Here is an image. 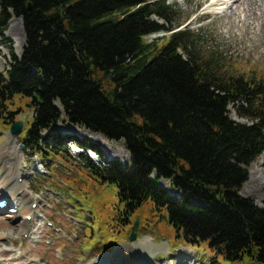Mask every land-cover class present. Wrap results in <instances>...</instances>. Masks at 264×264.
<instances>
[{
    "label": "trees",
    "instance_id": "trees-1",
    "mask_svg": "<svg viewBox=\"0 0 264 264\" xmlns=\"http://www.w3.org/2000/svg\"><path fill=\"white\" fill-rule=\"evenodd\" d=\"M11 13L22 18L26 43L0 72L1 125L10 131L20 120L13 101L23 98L33 117L22 142L34 154L54 155L72 140L104 157L94 143L50 134L59 122L123 140L127 165L88 156L83 164L116 186L126 215L151 201L187 240L264 264V204L241 194L264 154L262 75L203 57L202 37L168 26L169 0H0V34ZM159 31L168 36L147 41Z\"/></svg>",
    "mask_w": 264,
    "mask_h": 264
},
{
    "label": "rangeland",
    "instance_id": "rangeland-1",
    "mask_svg": "<svg viewBox=\"0 0 264 264\" xmlns=\"http://www.w3.org/2000/svg\"><path fill=\"white\" fill-rule=\"evenodd\" d=\"M186 1L169 0L175 14L168 26L188 30L196 37H202L203 40L200 39L198 42L197 50L206 59L212 56L217 57L223 63L222 70L246 76L257 74L264 77V37L261 40L262 35L264 36L263 32L258 27L249 29L247 32L244 31L242 24L239 25L242 28L234 26L238 19L234 14L244 19L245 5L237 8L233 4L234 0H230L227 3L209 6L213 0H195L190 7ZM201 2L202 5H199ZM262 8L264 9V4ZM224 14L227 16L225 17ZM10 15L6 29L0 34V72L9 68L13 61L12 52L20 56L26 43L22 18L13 13ZM198 15L202 17L195 21L194 18ZM247 18L249 23L257 26V22H253L250 16ZM18 21H21L24 33L22 44H20L21 34L13 32V27L19 24ZM250 30L259 34H253ZM252 35L256 36L257 40ZM158 36L161 40L168 34L156 33L147 37V41L151 42ZM13 102L22 105L20 109L23 112L18 119L26 121L32 119V111L25 108L23 98L15 99ZM235 112L231 108L232 118L246 122ZM0 126V154L2 153L5 159L9 158L8 153L14 149L18 157L22 155L19 162L21 169L18 174L21 176L19 180H24L26 186L33 192L37 207H33L34 203L29 204V207L35 210L36 215L43 217L44 222V227L35 235V241H31L28 234L17 232L16 234L14 228L19 222H10V208L13 205L8 199L9 206L0 210V261L3 260L8 264H28L30 261L38 264H94L102 256H111L113 251L124 243L139 242L137 244H140L145 238H149L154 244H167V250L150 258L151 250L140 247L137 250L146 256L147 259L144 260L146 263L133 259L134 264H168L169 261H173V264H186L183 263L185 258H190L189 261H184L191 264L192 261L194 264L249 263L248 259L226 260L221 254L218 255L207 241L197 243L187 240L183 231L178 233L169 222L167 211L155 207L151 201L145 202L131 215H126L124 204L118 199L116 186L107 181H101V178L89 172L82 162L88 156L96 165L105 160H107L106 165L111 161H119L124 166L127 165L129 161L125 163V160L128 159L129 152L127 151V154L125 143L122 141L103 140L96 135L89 136L84 133V127L59 122L49 130L50 134H59L67 139L75 136L82 138L85 143H94L101 148L104 154L103 159L91 150L84 151L74 142H68L64 147L65 150L58 151L54 155L50 153L35 155L22 142L23 133L13 135L7 128L9 125L0 124ZM22 159L23 162H21ZM259 161L263 164L260 165ZM256 164H259V170L264 176V154L258 157L253 165ZM253 165L249 169V177L241 189V194L261 206L264 204V197L260 194L250 197L242 192L251 171H255ZM43 166L46 171L40 173L37 168L43 170ZM160 186L164 187L163 182ZM29 213L30 209H26L20 218L31 220L33 215ZM137 220L139 222L137 239L131 241L130 234ZM30 229L32 226L28 230ZM6 233L9 234L6 235Z\"/></svg>",
    "mask_w": 264,
    "mask_h": 264
},
{
    "label": "bare ground",
    "instance_id": "bare-ground-1",
    "mask_svg": "<svg viewBox=\"0 0 264 264\" xmlns=\"http://www.w3.org/2000/svg\"><path fill=\"white\" fill-rule=\"evenodd\" d=\"M193 1L195 0H187L186 3H188L191 7V3ZM227 1H230V0H214L211 3H209V6L218 5V4L220 5L221 3H225V2L227 3ZM233 2H234L233 4L237 6V8H240L245 5V8H243V10L245 11L244 19L240 18L241 17L240 15L234 14L238 18L236 20V23H234V26L238 27L239 25L242 24L244 31H247V32L249 31V29H255L258 27V29L260 28L261 32H263L264 34V9L262 8L264 4V0H234ZM199 5H202V2ZM234 10H235V7H234ZM224 15L225 17L227 16V14H224ZM248 16L251 17L253 22H257V26H253L254 23L252 24L248 22L249 21L247 18ZM200 17H202V15H198L197 17L194 18V20L199 19ZM20 22L15 27H13V32L21 34L22 40L20 44H22L24 42V33H23L22 24ZM228 27H229V24H228ZM230 30H228V32ZM252 31H253V34H259V33H255L254 30H250V32ZM253 36L254 35H252V37ZM263 37L264 36L262 35L261 40L263 39ZM254 39H256V36H254ZM84 133L89 136L96 135L97 137H100L103 140L105 139L104 136H102L100 133L91 132L89 130H86V128L84 129ZM8 154L10 157L6 159L4 158V155L2 153L0 154V198L9 199L11 201V204L13 205V207L10 208L11 209L10 214H9L10 222L12 223H15L16 221L19 222L18 225H16V227L14 226L15 227L14 232L15 233L17 232L19 234H28L29 239L31 241H35L36 240L35 235L38 234L40 230L44 227L43 217L36 215L35 210H33L32 207H29V204H33L36 201V198L34 197L33 192H31V190L26 186V182L24 180H21V181L19 180V178H21V176L18 175L21 172V169L19 168V162L21 159L20 156L22 155L20 154V156L18 157L14 149H11V151ZM111 158H113L112 155H111ZM128 161H129V154H128V159L125 160V163H127ZM21 162H23V159ZM258 163H260V165L263 164L262 161H259ZM258 165L259 164L253 165L255 171H251L250 178L248 182L246 183V186L243 188L242 192L244 195L253 197V196H259L258 194H260L261 197H264V193H263L264 176L261 174V171L259 170ZM12 167L14 169H12ZM25 178L26 177H24V179ZM162 182H163L164 187L168 191L170 192L174 191V189H172L168 183H166L165 181H162ZM26 209H30L29 215H33L31 220H28L27 218H20V216L23 215L22 213ZM30 226H32V229L28 230ZM31 231H32V234L30 235ZM8 234L9 233H6V235ZM130 243L132 244L124 243V245H120L117 249L113 251L111 256H108V257L102 256L103 260L101 259L102 257H100L97 260V262H95L94 264H134L133 259H136L141 263H146L144 261L147 259L146 256L141 251L138 252L137 250L138 248L143 247L144 250H151V254L149 256L150 258H152L156 254H160L167 250V244L161 243L157 245V244H154V242L149 238H145L140 244H137L139 242H130ZM184 260L189 261L190 258H185ZM184 260H183V263L191 264V262L189 263ZM1 262H3V264H8V262H5L3 260H1ZM28 264H38V263L30 261ZM168 264H173V261H169ZM192 264H193V261H192Z\"/></svg>",
    "mask_w": 264,
    "mask_h": 264
},
{
    "label": "water",
    "instance_id": "water-1",
    "mask_svg": "<svg viewBox=\"0 0 264 264\" xmlns=\"http://www.w3.org/2000/svg\"><path fill=\"white\" fill-rule=\"evenodd\" d=\"M29 7H31V5H29ZM24 123H25V121H17V122H15L12 125V127H11V134L18 135L19 133H21L22 130H23ZM138 225H139V222L137 220L136 223H135V225L133 226L132 232L130 234V239L131 240H135L136 237H137Z\"/></svg>",
    "mask_w": 264,
    "mask_h": 264
}]
</instances>
